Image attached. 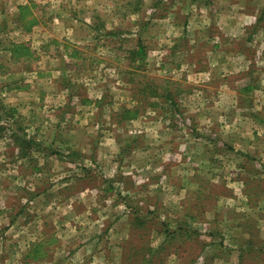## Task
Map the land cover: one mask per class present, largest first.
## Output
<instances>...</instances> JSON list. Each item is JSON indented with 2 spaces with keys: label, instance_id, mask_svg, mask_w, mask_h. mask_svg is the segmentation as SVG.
<instances>
[{
  "label": "rangeland",
  "instance_id": "1",
  "mask_svg": "<svg viewBox=\"0 0 264 264\" xmlns=\"http://www.w3.org/2000/svg\"><path fill=\"white\" fill-rule=\"evenodd\" d=\"M158 2L0 0V264H264V133L251 151L234 133L235 152L202 99L164 96L222 43L246 58L212 73L237 63L264 123V0H199L188 32L161 22H185L182 1ZM12 134L38 146L24 157Z\"/></svg>",
  "mask_w": 264,
  "mask_h": 264
},
{
  "label": "crops",
  "instance_id": "2",
  "mask_svg": "<svg viewBox=\"0 0 264 264\" xmlns=\"http://www.w3.org/2000/svg\"><path fill=\"white\" fill-rule=\"evenodd\" d=\"M158 1H159L158 4H155V6H154L156 9H160L161 6L164 5V2L168 1V0H158ZM173 1H175V0H173ZM181 1H182L181 9L183 10L184 16L187 17L186 21L181 23L180 20H176L175 16H173L170 13L168 18H166L165 20H163L161 22H163L164 25H169L170 27L171 26H180L181 28L185 24L184 28L188 32L192 28L191 19L198 16V14L200 13L197 11V8H196V5H197L196 3L199 0H181ZM176 7L179 8L178 5L175 6V8ZM194 11H197V13L196 12L194 13ZM149 12H151L150 7H149ZM172 29H173L174 33L179 31L176 28L172 27L171 30L169 31L170 34H173ZM220 40H221L220 38H219V40L217 39L218 43L220 42ZM199 44L205 45V42H202V40H201V42H199ZM199 44H196V47H198ZM230 50H232V51H230ZM210 51L213 53L215 52L214 54H218V51H220V53L223 56H215L214 55L213 66H211L212 61L210 62L207 58L206 63H207L208 68L205 69L204 71L200 70L201 68H200L198 63H194L193 61L189 62L192 64V66H189L191 71L188 74H183L182 79H173V83H174L173 87L175 88V90H174L173 94H171V95L173 97L176 95L179 96L181 98L180 101H182V103L191 102V101H193V99L195 100V98H193V97H197L198 99H202L201 102L203 103V105L201 104V106L199 105L198 107H193L192 111L193 112H200V110H208V111H213V112H216L217 114H219V116H218L219 120L218 121L220 123L229 122L228 127L230 129V132L233 131V133H231L230 136L232 137V135L234 133L240 134L243 137L241 139V141L245 145L249 146L248 150L251 151L252 147L254 149V147H256V145L260 141H262V140H258L256 138V137H259V132H260V134L264 133V126H263L264 123L262 122V123L258 124L261 121H256L254 119L255 116L258 115L257 110H255L258 107H257V105L253 104L254 100L252 99V97L254 95L253 92L255 91V89H257V87L253 86L254 84H248V83L245 85L239 86L238 83L231 81L236 77H233V78L229 77L230 74H237V72H239L237 63H240L239 62L240 59H242V60L244 59L242 56H244L246 58V55L245 54L244 55L238 54L237 50L236 49L233 50L232 46H227L225 44L222 45V43L216 44L212 48V50H210ZM227 51H229L228 54H226ZM262 53L264 55L263 51H262ZM230 60L232 62L238 61L237 63H235L236 65H235L234 69H232V70L230 69L231 72H230V70L228 71L225 69L226 72H230V73L225 74V71H224V74L221 72L218 74L212 73V71H214L216 69L217 70L220 69V71H221V66L226 65L228 62H230ZM229 66L231 67V64H229ZM211 67H212V69H211ZM259 68H260L259 70H263V74L259 75V77L261 79L260 80V83H261V82H264V66L263 67L260 66ZM240 71H241L240 72L241 74H239L237 77L246 78L247 76L250 75L249 73H251V70H240ZM224 78H226V80H224ZM226 81H228V82L231 81V83H229L227 86H225ZM211 85L215 86V88L214 87L212 88V92H211V89H209V86L211 87ZM168 91H170L169 93L172 92V90H168ZM261 96L264 97V90L261 91ZM212 97L215 100V102L213 104L209 102V98L212 99ZM245 97H250V100H249L250 105L245 104ZM216 100H217V103H216ZM246 101H248V100H246ZM261 103L264 104V100ZM121 122H124V121L119 120L116 123L122 124ZM219 124L216 123V125H219ZM243 124H245L249 127H247ZM212 127L213 126L211 124H208V128H212ZM237 128H241V129L249 128V130H251L250 131L251 133H245L244 134L242 131L236 132ZM256 129H258V130H256ZM260 137L264 138V134H263V136L260 135ZM224 138H225V140H223V139L219 140L220 141L219 146H222V145L228 146L229 145L236 152L237 150H235L234 147L236 145H238V143L235 141V139L232 137L234 139V141H233L230 138H228V136L224 137ZM211 139H213V137ZM262 143H264V141H262ZM69 151H70L69 153L71 154V156H76L75 153H77L76 152L77 150L75 152L73 149L69 150ZM258 152H260L262 154L261 150ZM262 156H264V153L262 154ZM13 226L14 225L12 223H9V228H12ZM13 233L15 234V230H13Z\"/></svg>",
  "mask_w": 264,
  "mask_h": 264
},
{
  "label": "trees",
  "instance_id": "3",
  "mask_svg": "<svg viewBox=\"0 0 264 264\" xmlns=\"http://www.w3.org/2000/svg\"><path fill=\"white\" fill-rule=\"evenodd\" d=\"M20 10V15H22V13L25 11V10H28V8L26 6H23V7H20L19 8ZM13 53H21V51H24V52H28V50L22 46V45H14L12 46V50H11ZM130 62L131 63H140L143 61L144 59V55H143V51L141 49V47H137L136 50L134 52H131L130 53ZM146 90L150 91V98H156L158 99V97H161V91H157L156 89H154L153 85L151 84L150 86L145 84V86L143 87V91H145L146 93ZM165 98H167L166 100L172 104V106H175V102L174 100L172 101V97H171V94L169 93V95H164ZM141 98L143 100H146L147 98V95L146 96H141ZM155 102V101H154ZM154 105V104H152ZM125 111V110H124ZM137 111L134 110V111H125L121 114H119V119H125L126 117L129 118V117H133L135 118L137 116ZM182 121V119H181ZM3 130V128H1V131ZM25 137H27L26 135L22 134L21 136L17 135V134H12L11 138L13 139V143H15L16 147L20 148V150L24 149L25 150V154L23 155L24 157H26V154L29 153V150L32 151V149H34L35 147L38 146V144L33 140V139H24ZM33 152V151H32ZM24 153V152H22ZM136 222H138L139 224L141 223H145L141 220L140 216H134L133 218V223L135 224ZM134 229H137L134 227ZM166 237L164 240H169V241H172L176 236H180L182 234L178 233V232H170V231H167L166 232ZM164 246V243L160 244V246L157 248V250H161ZM157 250L153 251V252H156ZM162 251V250H161ZM164 251V250H163ZM149 252H151V250H149ZM38 255V254H36ZM145 263V262H144Z\"/></svg>",
  "mask_w": 264,
  "mask_h": 264
}]
</instances>
